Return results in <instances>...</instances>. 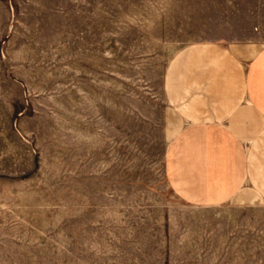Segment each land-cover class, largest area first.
Here are the masks:
<instances>
[{"label": "rangeland", "instance_id": "obj_1", "mask_svg": "<svg viewBox=\"0 0 264 264\" xmlns=\"http://www.w3.org/2000/svg\"><path fill=\"white\" fill-rule=\"evenodd\" d=\"M264 47V0H0V264H264V202L183 201L175 58Z\"/></svg>", "mask_w": 264, "mask_h": 264}, {"label": "crops", "instance_id": "obj_2", "mask_svg": "<svg viewBox=\"0 0 264 264\" xmlns=\"http://www.w3.org/2000/svg\"><path fill=\"white\" fill-rule=\"evenodd\" d=\"M170 106L187 124L171 140L166 174L186 203L264 202V47L195 45L172 63Z\"/></svg>", "mask_w": 264, "mask_h": 264}]
</instances>
